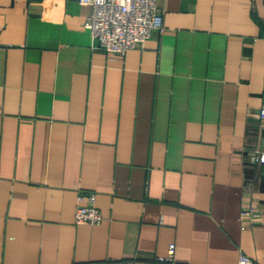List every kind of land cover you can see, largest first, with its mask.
<instances>
[{
  "label": "crops",
  "instance_id": "crops-1",
  "mask_svg": "<svg viewBox=\"0 0 264 264\" xmlns=\"http://www.w3.org/2000/svg\"><path fill=\"white\" fill-rule=\"evenodd\" d=\"M157 7L162 31L116 56L76 0H0V264H264V165L258 222L241 166L264 0ZM79 192L99 226L74 223Z\"/></svg>",
  "mask_w": 264,
  "mask_h": 264
},
{
  "label": "built area",
  "instance_id": "built-area-1",
  "mask_svg": "<svg viewBox=\"0 0 264 264\" xmlns=\"http://www.w3.org/2000/svg\"><path fill=\"white\" fill-rule=\"evenodd\" d=\"M79 6L91 8L84 23L95 49L108 54L123 56L128 50L144 44L153 32H161V14L157 0H76ZM264 165V96L257 113V122L247 128L246 141L241 150L243 171V210L251 222L262 216L255 198L252 172L256 166ZM94 194L79 192L76 198L74 223L99 226L102 217L95 206ZM174 247L168 248L167 256L159 262L171 263ZM123 264H133L131 261ZM238 264H253L241 257Z\"/></svg>",
  "mask_w": 264,
  "mask_h": 264
}]
</instances>
